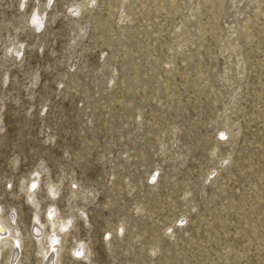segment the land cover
<instances>
[{"label": "rangeland", "instance_id": "obj_1", "mask_svg": "<svg viewBox=\"0 0 264 264\" xmlns=\"http://www.w3.org/2000/svg\"><path fill=\"white\" fill-rule=\"evenodd\" d=\"M0 216L20 264L38 221L59 264H264V0H0Z\"/></svg>", "mask_w": 264, "mask_h": 264}, {"label": "bare ground", "instance_id": "obj_2", "mask_svg": "<svg viewBox=\"0 0 264 264\" xmlns=\"http://www.w3.org/2000/svg\"><path fill=\"white\" fill-rule=\"evenodd\" d=\"M39 20H40L39 16L36 15L35 18L33 19V22H35L36 24H39ZM32 194H33V192L31 193V196H32ZM0 220L4 224V229H5V231H4L5 233L1 232V229H0V258H1L2 251L5 249V250H7V256L8 255L11 256L10 259H8L9 257L6 259L8 264H20V260L18 258L15 259V255H16V252L18 249V246L15 249V247H16L15 245H19L18 244L19 238H16L14 236L15 227H14L13 223H11L8 218H4V217L0 216ZM49 220L51 221V223L54 226H56V227L58 226V229H59V225L55 221L54 218H49ZM42 226L44 228L43 223H41L39 221H38V224L36 223V225H34V227L32 229L33 233L30 236V240L35 242L36 245H38V250H43V252L41 253L42 264H59L57 257L60 254L61 247L59 248V247H56L55 245L47 243L48 238L52 239L53 236L57 237L56 236L57 234L53 233V235H51V234H47V233L42 232V229H43ZM53 231L55 232V230H53ZM75 253L82 254L83 251L81 249H77L74 251V254Z\"/></svg>", "mask_w": 264, "mask_h": 264}]
</instances>
